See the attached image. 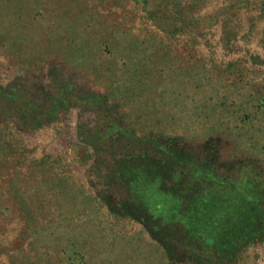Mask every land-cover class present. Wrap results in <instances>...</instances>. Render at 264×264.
<instances>
[{
    "label": "rangeland",
    "instance_id": "374dc122",
    "mask_svg": "<svg viewBox=\"0 0 264 264\" xmlns=\"http://www.w3.org/2000/svg\"><path fill=\"white\" fill-rule=\"evenodd\" d=\"M0 264H264V0H0Z\"/></svg>",
    "mask_w": 264,
    "mask_h": 264
}]
</instances>
